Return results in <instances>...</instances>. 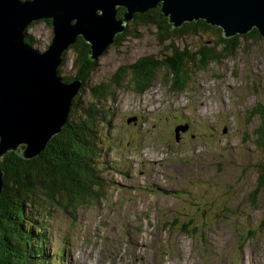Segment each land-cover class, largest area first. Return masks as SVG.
<instances>
[{
  "label": "rangeland",
  "instance_id": "rangeland-1",
  "mask_svg": "<svg viewBox=\"0 0 264 264\" xmlns=\"http://www.w3.org/2000/svg\"><path fill=\"white\" fill-rule=\"evenodd\" d=\"M119 7L126 11L118 5L116 12ZM133 18L125 23L130 34L97 56L88 85L111 82L118 68L142 56L172 54L169 41L158 43L154 27L134 29ZM31 23L25 38L30 34L31 47L42 52L52 38L51 19ZM197 33L176 35L172 43L194 49L217 38ZM236 44L233 55L202 70L186 63L188 85L179 93L167 84L172 76L166 69L141 93L129 74L124 86L112 88L108 123L101 130V196L42 217L46 259L54 264H264V189H258L255 204L250 197L264 159V149L250 137L255 127L264 130V37L241 36ZM67 57L63 75L73 74L70 50ZM80 92L81 100L89 98L86 87ZM255 107L262 116L250 112ZM182 123L188 128L176 139L174 127Z\"/></svg>",
  "mask_w": 264,
  "mask_h": 264
},
{
  "label": "trees",
  "instance_id": "trees-1",
  "mask_svg": "<svg viewBox=\"0 0 264 264\" xmlns=\"http://www.w3.org/2000/svg\"><path fill=\"white\" fill-rule=\"evenodd\" d=\"M123 11L119 7L117 16L122 15ZM167 20L160 6L134 14L131 21L134 29L154 27L158 43L164 45L169 41L168 49L172 54L164 53L162 58L142 56L125 66V69L118 68L111 82L87 84L97 60L89 58L90 44L81 36L68 49L71 51V75L60 74L68 60V50L63 52L61 64L57 68L59 76L66 82L74 79L82 82L73 98L66 123L37 156L25 159L18 152L9 151L0 159V169L3 171L0 194V264H54L45 257V251L49 248L42 217L49 216L55 208L73 211L82 203L101 196L98 191L104 183L99 161L103 157L101 150L104 145L101 130L108 123L109 115L106 102L114 97L112 88L124 86L127 74L130 75L128 81L133 84L135 92L141 93L152 86L156 72L166 69L172 76L170 80L167 79V84L179 93L188 85L184 70L186 63L194 62L202 70L211 62H220L223 57L233 55L239 37H260L257 29L253 28L244 35L224 38L219 26L206 23L201 18L184 22L176 28L171 27L172 24ZM129 29L127 25L121 34L116 35L113 43H120L130 34ZM198 31L211 32L217 38L194 49H189V46L179 48L172 43L176 35H197ZM25 41L33 44L30 34ZM84 87L90 99L81 100L79 92L83 93ZM250 112L258 116L263 114V110L257 107ZM250 137L255 139L257 147L264 149V130L261 125L252 129ZM260 162L256 184L250 196L253 204L256 203L258 189H264V159Z\"/></svg>",
  "mask_w": 264,
  "mask_h": 264
},
{
  "label": "water",
  "instance_id": "water-1",
  "mask_svg": "<svg viewBox=\"0 0 264 264\" xmlns=\"http://www.w3.org/2000/svg\"><path fill=\"white\" fill-rule=\"evenodd\" d=\"M160 1L171 27L201 17L221 26L225 37L254 25L264 35V0H0V157L24 145L19 155L33 158L60 132L82 82H62L59 56L78 36L90 44L89 58L95 60L135 12ZM118 5L126 8L123 19L115 17ZM39 19L52 24L51 41L42 52L24 41V29Z\"/></svg>",
  "mask_w": 264,
  "mask_h": 264
},
{
  "label": "bare ground",
  "instance_id": "bare-ground-1",
  "mask_svg": "<svg viewBox=\"0 0 264 264\" xmlns=\"http://www.w3.org/2000/svg\"><path fill=\"white\" fill-rule=\"evenodd\" d=\"M20 1H23V2H28V1H33V0H20ZM158 6H160L161 7V1L159 2V4L157 5V6H155V7H158ZM152 8H154V7H152ZM151 9V8H150ZM147 10H149V9H147ZM146 10V11H147ZM145 12V11H144ZM162 12V11H161ZM139 13H142V12H139ZM163 13V12H162ZM164 14V13H163ZM164 16H166V15H164ZM166 17H168V16H166ZM201 18V17H200ZM200 18H196V19H192V20H197V19H200ZM201 19H204V18H201ZM192 20H190V21H192ZM187 21H189V20H185V21H183V22H181L182 24L184 23V22H187ZM171 24H172V22L171 21H169ZM180 23V24H181ZM206 23H208V22H206ZM179 24V26H181ZM209 24H211V23H209ZM211 25H216V26H219V25H217V24H211ZM127 25H125V27H126ZM179 26H172V27H174V28H176V27H179ZM220 28H221V26H219ZM253 28H255V29H257L256 28V26L254 25V26H252V28L250 29V30H248L247 32H245V33H236V34H234V35H232V36H229V37H233V36H235V35H237V34H240V35H244V34H246V33H248V32H250ZM222 29V28H221ZM257 31H258V29H257ZM123 32V31H122ZM222 33H223V30H222ZM258 33H259V31H258ZM260 34V33H259ZM25 35V34H24ZM260 36L261 37H264V35H261L260 34ZM116 37V36H115ZM223 37L224 38H228V37H225L224 35H223ZM24 41H25V37H24ZM115 41V40H114ZM113 41V42H114ZM26 42V41H25ZM27 43V42H26ZM49 45V44H48ZM72 45V44H71ZM31 46V45H30ZM70 47V46H69ZM64 52V51H63ZM63 54V53H62ZM59 60L60 61H62V56H59ZM61 64V63H60ZM57 75L59 76L60 74H58V70H57ZM60 77V76H59ZM61 78V80H62V82L63 83H70V81L69 82H66V81H64L63 79H62V77H60ZM75 80V79H74ZM79 91V90H78ZM78 93V92H77ZM73 98L74 97H72V99H71V106H70V109H69V112H70V110H71V107H72V101H73ZM69 112H68V114H69ZM67 118H68V115H67ZM129 118H136L135 116H132V117H129ZM130 120V119H129ZM133 120V119H132ZM67 121V120H66ZM66 123V122H65ZM64 126V125H63ZM176 128H179L178 129V131H176ZM186 128H188V124L187 123H182V124H177V125H175V127H174V133H176V139H177V136H178V134L181 132V131H183V130H185ZM22 147H24V145H20L19 146V148H18V153H19V151H20V149H22ZM14 152V151H13ZM5 155V154H4ZM3 155V156H4ZM21 156V155H20ZM22 157V156H21ZM2 158V156L0 157V159ZM23 158V157H22ZM0 171H2L1 169H0ZM3 172V171H2ZM2 177H3V175H2ZM2 183H3V181H2ZM2 191V190H1ZM136 236V235H135ZM114 239V238H113ZM139 244V243H138ZM139 246V245H138ZM143 246V245H142ZM113 247V246H112ZM106 248V247H105ZM139 249V248H138ZM138 251V250H137ZM140 252H141V250H139ZM118 252V251H117ZM88 260V259H87ZM150 263V262H149ZM159 263V262H158Z\"/></svg>",
  "mask_w": 264,
  "mask_h": 264
}]
</instances>
